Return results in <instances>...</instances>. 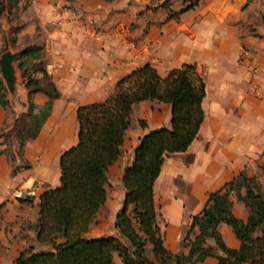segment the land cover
<instances>
[{
    "label": "crops",
    "instance_id": "crops-1",
    "mask_svg": "<svg viewBox=\"0 0 264 264\" xmlns=\"http://www.w3.org/2000/svg\"><path fill=\"white\" fill-rule=\"evenodd\" d=\"M29 6L36 21L27 31L37 25L40 34L31 33V50L21 67L38 79L45 71L59 95L35 91V110L50 104L37 135L14 159L0 152V264H14L25 248L39 247V195L60 184V156L78 140V106L106 99L121 77L146 63L163 77L193 63L205 82L198 134L185 151L164 154L154 184L156 206L162 197L168 218L162 228L166 247L180 250L191 216L240 170L256 176L264 191L258 169L264 160V0H30ZM20 82L25 103L19 111L25 112L27 88ZM15 117L0 103V130ZM170 119L167 102L146 99L132 105L121 154L108 167L107 199L98 211L112 203L115 192L109 194L108 188L118 185L115 215L111 220L97 214L89 236L118 235L115 219L126 193L123 173L142 136L169 126ZM30 186L36 188L35 197H13V190ZM233 212L243 219L248 215L236 199ZM218 229L228 246L239 247L230 225L221 222ZM149 257L154 259L152 253ZM114 260L124 264L117 254ZM216 262L208 256L196 264Z\"/></svg>",
    "mask_w": 264,
    "mask_h": 264
},
{
    "label": "trees",
    "instance_id": "trees-1",
    "mask_svg": "<svg viewBox=\"0 0 264 264\" xmlns=\"http://www.w3.org/2000/svg\"><path fill=\"white\" fill-rule=\"evenodd\" d=\"M6 1L4 4L0 0V12L12 9L11 0ZM30 50V46L20 50L18 67ZM24 70L28 108L21 113L24 122L16 130L18 155L24 144L37 135L50 109L46 103L35 110L32 94L43 91L50 98L59 95L45 71L38 79L27 68ZM5 90L0 78V103L6 107ZM204 96L205 82L195 64L183 63L163 77L146 63L121 77L106 99L79 105L78 140L60 156V184L39 195V247L25 248L14 264H115V254L124 264H196L208 256L215 257L216 264H264V191L257 177L245 170L211 191L200 211L191 216L182 239V246L188 247L185 254L171 251L164 243L154 184L164 154L185 151L197 136L205 115ZM146 99L170 104V125L151 129L142 136L123 173L126 193L115 219L118 235L89 236L90 225L107 199L108 167L121 154L132 105ZM4 131L0 130V138ZM1 145L0 139V152L14 159L15 155ZM234 199L244 203L246 219L234 214ZM221 222L232 227L240 240L239 247L225 243L218 229ZM209 237L213 245L207 243Z\"/></svg>",
    "mask_w": 264,
    "mask_h": 264
},
{
    "label": "rangeland",
    "instance_id": "rangeland-1",
    "mask_svg": "<svg viewBox=\"0 0 264 264\" xmlns=\"http://www.w3.org/2000/svg\"><path fill=\"white\" fill-rule=\"evenodd\" d=\"M4 4H7V1L4 0ZM12 9L8 11V9L3 10L0 12V56L1 53L5 50L9 49L14 53H17V51L23 47L29 46V44L32 42L31 33L33 37L40 34L38 31L39 27L35 25L34 32L27 31V28H30L32 26V22L36 21V18L34 17L33 11L30 8V0H11ZM30 25V26H29ZM21 59L17 58L14 59V64L17 65V62ZM25 60V59H23ZM16 71V85L14 89L10 90L7 88L6 84V90L5 94L8 98V103L6 106V109L8 110V113L11 118H13L16 115V119L12 121V123L5 129L4 136H2L0 139L3 141V145H1L2 148H6L7 150H10L12 154L15 155L18 150L19 140L16 137V130L17 127L21 126V123L24 122V119L21 116L20 108H22V101H24L21 98V94L18 93L23 83L20 82V78L23 79V77L26 78V70H24L23 67H17L15 66ZM30 72V71H29ZM0 78H4L1 74L0 70ZM45 80L43 81V83ZM5 83V81H4ZM25 103V101H24ZM26 108V107H25ZM16 120V121H15ZM24 164H26L24 162ZM258 169L262 173L263 182L262 185L264 186V160L262 159L261 163H258ZM258 179V178H257ZM118 185L110 186L109 194H111L113 191L115 192L114 195H111L112 203L105 205L99 212L98 216L103 219H113L115 215V210L117 206H115L114 202H116ZM158 199V198H157ZM163 198L161 197V200H157V204L159 205V221L161 228H164L166 230V226L168 224V218L166 213L164 212L163 208L164 202ZM114 203V204H113ZM120 203V202H119ZM122 204V203H120ZM112 205V206H111ZM114 206V207H113ZM120 206V205H119ZM122 206H120L121 209ZM190 236H193V232L190 233ZM211 238V237H209ZM207 239V241L209 240ZM178 248L180 249L177 253L185 254L186 250L188 251L187 246H182V241L178 244ZM157 264H161L160 262H157ZM189 264V263H186Z\"/></svg>",
    "mask_w": 264,
    "mask_h": 264
},
{
    "label": "water",
    "instance_id": "water-1",
    "mask_svg": "<svg viewBox=\"0 0 264 264\" xmlns=\"http://www.w3.org/2000/svg\"><path fill=\"white\" fill-rule=\"evenodd\" d=\"M15 53L7 49L0 56V70L8 89L15 87L16 71L14 66Z\"/></svg>",
    "mask_w": 264,
    "mask_h": 264
},
{
    "label": "built area",
    "instance_id": "built-area-1",
    "mask_svg": "<svg viewBox=\"0 0 264 264\" xmlns=\"http://www.w3.org/2000/svg\"><path fill=\"white\" fill-rule=\"evenodd\" d=\"M12 195L17 199H27L29 197H35L37 192L34 186H30L25 188H17L12 191Z\"/></svg>",
    "mask_w": 264,
    "mask_h": 264
}]
</instances>
